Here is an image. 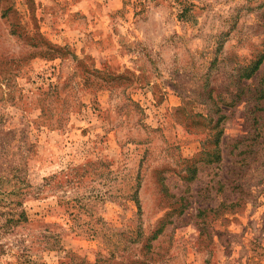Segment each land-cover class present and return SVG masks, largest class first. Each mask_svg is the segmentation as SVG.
I'll use <instances>...</instances> for the list:
<instances>
[{
  "label": "rangeland",
  "instance_id": "rangeland-1",
  "mask_svg": "<svg viewBox=\"0 0 264 264\" xmlns=\"http://www.w3.org/2000/svg\"><path fill=\"white\" fill-rule=\"evenodd\" d=\"M262 57L264 0H0V264H264Z\"/></svg>",
  "mask_w": 264,
  "mask_h": 264
},
{
  "label": "trees",
  "instance_id": "trees-1",
  "mask_svg": "<svg viewBox=\"0 0 264 264\" xmlns=\"http://www.w3.org/2000/svg\"><path fill=\"white\" fill-rule=\"evenodd\" d=\"M264 63V57L262 58H259L258 61L254 64V67L253 69L249 72H247L246 70H244L243 74L240 78L241 79H245V80H248V79H251L254 74L259 70L260 66ZM250 93V94H249ZM247 93L248 95H250V98L248 100H245V102H253L255 100V102L258 101L259 103V107L260 109H257V112H255V119H256V123H260L261 122V119L264 120V114L261 116L262 112H264V106L261 107V103L264 102V86L262 88L260 87H256L255 90L251 91ZM239 95L235 96L234 99L237 100V101H244V99H242L243 97H247L246 96H242V95H245L243 90H241V92L239 91L238 92ZM264 105V103H263ZM253 114V113H252ZM221 119H224V116H221L219 121L217 122V125H216V129L219 128V125L221 123ZM218 134L216 135L215 137V144L218 145L219 142L221 141V138L224 136V130L221 129L220 131L217 132ZM260 137L262 136L261 134V131H260ZM220 160V158H219ZM195 170V169H194ZM70 181L67 180L66 183L68 184ZM63 183H57L56 185H54V189H57V188H60L62 187ZM150 241V239H149ZM147 247V246H146ZM145 248V247H144ZM148 249V253L150 252L149 250L151 249V246L147 247ZM96 264H146L144 261H140V260H133V261H129L127 260V262H124L123 260L120 261V262H115V260H113L112 258L110 259H107L106 261L104 260H99L97 261Z\"/></svg>",
  "mask_w": 264,
  "mask_h": 264
}]
</instances>
